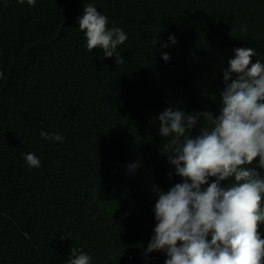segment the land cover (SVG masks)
<instances>
[{
	"label": "clouds",
	"instance_id": "clouds-1",
	"mask_svg": "<svg viewBox=\"0 0 264 264\" xmlns=\"http://www.w3.org/2000/svg\"><path fill=\"white\" fill-rule=\"evenodd\" d=\"M49 1L0 0V80L22 67L21 57L35 66L44 63L34 49L51 25ZM59 1L62 20L99 64L115 57L118 67L127 52L147 71L178 73L181 84L178 97L157 96L146 118L157 143L170 152L147 164L145 184L157 181L150 194L139 190L134 195L137 208L130 210L129 200L117 201L115 209H92L86 217L51 208L56 227L64 230L59 236L63 264H95L83 248L66 250L61 243L62 237L75 239L81 228L97 236L106 231L120 264H264V176L259 173L264 171V43H248L226 24L211 29L198 14L196 0L142 5L141 25L131 30L93 2ZM156 84L133 85L120 73L95 94L94 107L104 113L125 106V113H134L142 91L157 92L159 87L151 88ZM40 136L64 140L46 131ZM23 156L24 164L0 166V264L18 255L32 264H53L44 239H31L23 223L37 225L33 216L51 197L39 157ZM139 167L138 162L127 165L131 174ZM10 197L14 208L7 203ZM4 205L11 209L9 219Z\"/></svg>",
	"mask_w": 264,
	"mask_h": 264
},
{
	"label": "trees",
	"instance_id": "trees-1",
	"mask_svg": "<svg viewBox=\"0 0 264 264\" xmlns=\"http://www.w3.org/2000/svg\"><path fill=\"white\" fill-rule=\"evenodd\" d=\"M82 1L93 2L112 13L111 16H118L121 26L129 30L141 25L138 14L141 6L154 2ZM196 2L198 14L209 22L211 29L226 24L225 29L235 30L236 35L242 36L246 42L254 45L264 43V0ZM60 6L59 0L49 1L51 25L34 49L35 56L44 63L35 66V63L21 57L22 67H16L9 77L0 80V166L24 164L25 153H35L39 157L51 197L47 205L34 214L37 225H30L26 220L23 223L29 228L27 233L31 239H44L53 264L64 263L59 246V236L64 230L56 227L57 213L51 208L62 212L64 209L76 211L86 217L92 209H115L117 201L129 200L126 206L132 210L137 207L132 205L131 200H136L134 195L139 190L152 192L157 179L145 184L150 176L147 164L160 161L162 154H168L170 148L165 149L163 144L157 143L154 125L145 124L146 118L156 107L157 96L176 98L181 85L178 73H169L164 69L161 72L147 71L137 61H131V56L128 59L127 52L124 63L118 67H115V57L99 64L80 46L79 35H75L71 26L62 20ZM3 15L1 9L0 17ZM67 16L72 20L69 14ZM158 40L172 45L167 39ZM110 69L119 71L133 85L150 88L158 82L151 88L159 87V90L142 91L134 113H125V106L100 113L93 104L97 101L95 94L120 74L110 73ZM182 70L184 66L178 72ZM182 86L196 89V85ZM213 88L215 86L207 89ZM205 89L196 90L202 92ZM185 91L188 92V89ZM50 106L49 113L46 110ZM59 109L63 111L59 112ZM68 121L70 125L66 123ZM203 121L205 123L208 119ZM41 131L50 135L59 134L64 140L53 142L42 139ZM137 162L140 167L134 174L129 173L127 165ZM259 173L264 176V171ZM7 203L12 208L16 205L11 197L7 198ZM9 207L4 205L2 208L6 219H9L7 215L10 217ZM261 208L264 210V197ZM15 209L19 211L20 207ZM90 232L93 231L78 229L75 239L62 237L61 243L66 250L70 247L83 248L95 264H120L121 256L115 251L106 231L97 232L98 236ZM8 264L32 263L18 255Z\"/></svg>",
	"mask_w": 264,
	"mask_h": 264
}]
</instances>
